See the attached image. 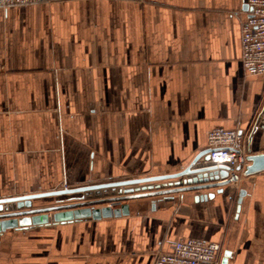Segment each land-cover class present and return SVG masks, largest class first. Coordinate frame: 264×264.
<instances>
[{
    "label": "crops",
    "instance_id": "0c3cea01",
    "mask_svg": "<svg viewBox=\"0 0 264 264\" xmlns=\"http://www.w3.org/2000/svg\"><path fill=\"white\" fill-rule=\"evenodd\" d=\"M244 4L45 0L0 9V197L177 172L207 147L211 128L251 135L264 75H248L241 61ZM253 146L264 152V129ZM223 188L199 201L216 189L132 199L127 215L7 230L0 264H153L190 237L221 242L229 264H264V171Z\"/></svg>",
    "mask_w": 264,
    "mask_h": 264
},
{
    "label": "water",
    "instance_id": "95a60500",
    "mask_svg": "<svg viewBox=\"0 0 264 264\" xmlns=\"http://www.w3.org/2000/svg\"><path fill=\"white\" fill-rule=\"evenodd\" d=\"M245 10L251 7L245 3ZM264 129V105L251 132V144L247 155L248 164L244 175H253L264 171V152H256L254 138ZM211 148L206 147L182 170L172 173L156 174L91 183L73 188H61L48 191L32 192L0 197V238L7 230H24L51 221H71L85 218L127 215L132 199L168 195L175 192L214 188L216 190L196 196V200L211 198L215 193L224 192V186L239 179V175L230 174L227 164L210 165ZM241 167L238 166L237 169ZM245 188H240L236 206L239 215ZM67 196V198H64ZM47 197H59L55 202L34 206V200ZM154 203V202H153ZM103 205V206H100ZM232 252L225 249L220 264H229Z\"/></svg>",
    "mask_w": 264,
    "mask_h": 264
},
{
    "label": "built area",
    "instance_id": "2783aa9c",
    "mask_svg": "<svg viewBox=\"0 0 264 264\" xmlns=\"http://www.w3.org/2000/svg\"><path fill=\"white\" fill-rule=\"evenodd\" d=\"M45 0H0V9L42 3ZM251 10L241 20V61L248 75H264V0H243ZM250 132L238 127L216 126L209 130L210 165L227 164L230 174L240 175L248 164ZM240 166V169L237 167ZM238 181V180H237ZM222 243L200 237L175 239L159 251L153 264H220Z\"/></svg>",
    "mask_w": 264,
    "mask_h": 264
}]
</instances>
